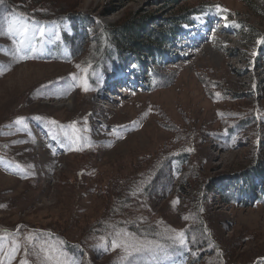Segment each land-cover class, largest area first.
Here are the masks:
<instances>
[{
	"label": "rangeland",
	"instance_id": "1",
	"mask_svg": "<svg viewBox=\"0 0 264 264\" xmlns=\"http://www.w3.org/2000/svg\"><path fill=\"white\" fill-rule=\"evenodd\" d=\"M200 1L211 2L216 10L194 17L195 26L183 28L181 35L185 32L184 35L162 48L159 56L142 58L139 63L141 56L136 60L130 58L121 70L109 68L107 77L93 73L94 83L88 71L79 65L81 59H75L62 41L60 28L21 16L6 15L0 19V261L3 264H20L24 245L33 252L37 264H57V261L154 264L157 260L159 264H189V256L173 258L158 249L128 255L123 248L112 247L113 241L120 242L117 234L101 237L93 247H77L76 254L67 252L63 242L56 243V238L30 237L41 227H61L77 219L69 236L70 241H76L79 231L95 221L104 206L103 200L95 195H83L73 185H67V179L74 178L76 165L82 167L87 163L84 169L95 168L96 180L105 182L128 172L140 158L157 153L171 135L157 123L156 109L165 111L176 122L184 123V118H189L196 126L211 130L222 129L219 124L226 113H233L222 132L210 131L191 158L208 182L206 186L231 185L239 192L237 175L248 169L264 168V72L254 74L257 67L264 71V20L251 12L247 0H191L178 6L169 0H77V10L103 26L120 24L132 15H150L160 23L171 18L180 7H193ZM252 4L262 8L264 0H252ZM14 19L22 20L25 25L27 31L23 36L8 31V24ZM64 24L67 28L62 30L75 38L74 30ZM35 26L49 28L50 35L34 38L29 35V41H25V35ZM248 27L255 29L253 36ZM49 36L55 38L56 47L42 56L40 46ZM21 40L22 51L17 53ZM155 67H163L173 76L160 89H155L150 76V70ZM200 77L206 82L200 83ZM118 83L122 84V94L116 88ZM206 84L213 87V95H208L210 89L206 90ZM85 86L88 91L83 90ZM250 115L253 120L248 126L237 125V120L249 119ZM43 116L55 121L54 125L46 127L40 120ZM220 116L225 117L220 119ZM18 117L23 118L20 124L15 123ZM77 150L91 151L94 156L80 159ZM257 181L254 195L232 204H223L216 191L208 194L209 223L188 209L189 187L179 195L171 194L153 203L150 208L153 213L162 214L177 230L194 224L196 218L202 220L200 223L209 233L203 245L209 246L206 250L219 251L220 264H258L264 262V179ZM197 184L198 179L188 185ZM206 186L202 188L199 184L204 195H207ZM258 193L263 194L261 199ZM18 223L29 227L15 233ZM231 244L233 249L228 247ZM41 245L51 250L53 260L44 259ZM13 246L18 250L10 258L7 254ZM149 252L154 255L146 259L142 254ZM215 255L214 251L197 255L198 262L194 264H204ZM139 257L142 258L137 260Z\"/></svg>",
	"mask_w": 264,
	"mask_h": 264
},
{
	"label": "trees",
	"instance_id": "2",
	"mask_svg": "<svg viewBox=\"0 0 264 264\" xmlns=\"http://www.w3.org/2000/svg\"><path fill=\"white\" fill-rule=\"evenodd\" d=\"M189 1L191 0H169L176 6ZM247 1L251 12L264 20V6L257 9L252 4V0ZM78 8L77 0H5V3L0 5V19L6 15H15L33 22L63 24L67 21L75 32V38L64 34L63 42L72 51L75 59L76 57L81 59L79 65L88 71V77L94 83L91 74L98 72L107 77L109 68L121 70L125 61L130 58L136 60L141 56L138 63L142 58H156L161 54L162 48L180 36L184 26L193 24L195 15L216 10L211 2L200 1L193 7H180L176 14L171 18L163 19L160 23L150 15H132L123 19L120 24L103 26L97 21L96 23L92 22L94 19H90L88 14L82 13L81 10H77ZM235 23L241 22L236 21ZM248 31L250 36H253L255 29L248 27ZM164 69L155 67L150 70V76L153 77L151 79L155 81V89H160L173 79V76ZM199 81L202 84L206 82L202 77L199 78ZM206 85V90L210 89L208 95H213V87L209 84ZM206 90L204 89V95H206ZM156 111L159 112L157 123L171 135L170 141L157 153L140 158L132 164L128 172L115 175L105 182L96 180L98 172L95 171V168L84 169L88 166L87 163L82 167L76 165L74 178L67 179L69 181L67 185H73L74 189L83 195H95L103 200L104 206L100 216L92 223L87 224L82 231H79L76 241H70L69 236H71L73 224L78 223L77 219L69 220L71 223L61 227H52L51 229L41 227L36 233H31V238L38 240H43L47 236L56 238V243L63 242L67 252L76 254L77 247H93L101 237L106 235L111 237L118 233H129L134 234L137 239L159 242L164 246V250H158L173 258L180 259L189 256V264L198 262L197 255L201 256L209 251H214L216 255L204 264H220L219 251L216 248L215 250L214 248L206 250L209 246L203 245L206 243L209 233L208 229L200 223L202 220L196 218L194 224L177 230L166 221L162 214L155 211L153 213L150 207L153 203L164 200L171 194H181L184 189L189 187L191 193L188 209L196 215L199 213L198 217L202 215L205 222L209 223L210 200L208 194L216 191L217 194H220L221 202L226 205L254 195V186L258 182L257 180L264 179V168L248 169L237 175L236 179L240 184L239 192H236L232 188L234 186L231 185L213 183L211 188L206 186L208 182L201 176L199 168L191 163V158L210 131L222 132L223 127L229 123L228 119L233 117V113L229 111L226 113V118L222 120L223 123L219 124L222 129L211 130L206 129L203 125L196 126L189 118H184V123L176 122L165 111L159 109ZM223 117L225 116H220V119ZM249 119L243 117L236 121L237 125L239 127L248 126L249 121L253 120L251 115ZM40 120L48 128L54 125L48 116L40 117ZM76 152L80 159L93 157L91 152L81 150ZM260 167L262 166L260 165ZM197 179V185H188L190 182L193 184ZM64 184L66 183L64 182ZM199 184L202 188L207 187V195H204V190L199 187ZM258 194L261 199L263 194ZM25 227L29 226L24 225L19 233L25 231ZM177 232L184 233L186 244L183 247L178 243L174 244L168 238ZM199 244L201 245L198 246ZM198 247H202V250L199 251ZM228 247L233 249L232 244ZM21 249L23 256L20 259V264H37L33 252L28 250L25 245L21 246ZM142 255H146L147 259L154 253L149 252ZM140 258L142 257L136 259ZM154 260H157L156 256H154ZM154 264H159L158 260L154 261ZM258 264H264V262Z\"/></svg>",
	"mask_w": 264,
	"mask_h": 264
},
{
	"label": "snow or ice",
	"instance_id": "3",
	"mask_svg": "<svg viewBox=\"0 0 264 264\" xmlns=\"http://www.w3.org/2000/svg\"><path fill=\"white\" fill-rule=\"evenodd\" d=\"M5 3V0H0V5H3ZM219 7V6H217ZM8 31L13 32L14 34H18L20 36H23L24 33L27 31L25 25L23 24L22 20H13L8 24ZM21 47L17 48V53L22 51L23 47V40L20 41ZM32 51H35V49H32ZM21 59L26 58L25 56H21ZM84 91H88V87L85 86L83 88ZM23 118H17L15 121L16 124H20L22 122ZM51 123H55V121H52ZM175 203V202H174ZM120 242L117 243L116 241H113L112 247L115 249L117 247L123 248V250L128 254L132 255L133 253H141L145 251H153L154 249H159L161 251L164 250V246L161 245L159 242L155 241H140L138 240L134 234L129 233H123V234H117ZM169 239L173 241V243H178L180 246H185L186 241L184 237L183 232H177L174 236H169ZM41 252L44 254V259L51 261L54 259V257L50 254L51 250L44 249V247L41 245ZM18 248L16 246L12 247L11 252H9L7 255L11 258L12 253L17 251ZM0 264H3V261H0ZM57 264H61L60 261H57Z\"/></svg>",
	"mask_w": 264,
	"mask_h": 264
},
{
	"label": "bare ground",
	"instance_id": "4",
	"mask_svg": "<svg viewBox=\"0 0 264 264\" xmlns=\"http://www.w3.org/2000/svg\"><path fill=\"white\" fill-rule=\"evenodd\" d=\"M43 34H48V35H50V29L49 28H47V27H42V26H35L34 27V29H32L31 30V32H29L27 35H25L26 37H25V41H29V35H33V38H34V36H37V37H39L40 35H43ZM18 35V34H17ZM20 36V35H19ZM18 37V36H17ZM19 38V37H18ZM36 38V37H35ZM195 39H198V38H195ZM194 39V40H195ZM263 73L264 71L262 70H260L259 69V67H257L256 69H255V71H254V74H255V76H257L258 74H260V73ZM254 77V76H253ZM112 96V95H111ZM110 98V97H109Z\"/></svg>",
	"mask_w": 264,
	"mask_h": 264
}]
</instances>
